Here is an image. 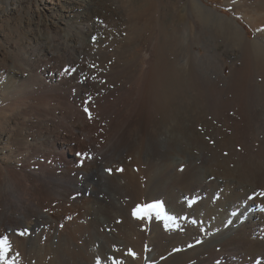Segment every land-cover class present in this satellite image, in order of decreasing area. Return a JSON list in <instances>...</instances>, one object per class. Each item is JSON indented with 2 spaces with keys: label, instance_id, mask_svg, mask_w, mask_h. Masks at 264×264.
I'll list each match as a JSON object with an SVG mask.
<instances>
[{
  "label": "bare ground",
  "instance_id": "1",
  "mask_svg": "<svg viewBox=\"0 0 264 264\" xmlns=\"http://www.w3.org/2000/svg\"><path fill=\"white\" fill-rule=\"evenodd\" d=\"M189 3L202 22L239 31L234 21L196 0ZM28 5L32 15L23 26L29 41L21 46L30 73L11 66L3 75L21 84L29 80L22 84L29 104L0 119V233L10 236L16 264H93L97 245L109 240L130 247L135 256L128 255L129 264H264V198L247 199L264 189V167L234 164L221 155L222 120L201 116V103L180 100L192 89L195 72L193 66L172 67L179 17L164 16L144 27L141 35L148 32L145 41L155 49L153 67L148 84L140 79L127 104L132 58L118 45L116 9L102 0H31ZM10 13H1L0 20ZM30 41L40 46L37 55ZM131 43L134 49L138 45ZM191 54L203 62L199 53ZM0 60L8 62L1 54ZM98 61L112 69L96 75L87 70ZM89 97L91 120L83 111ZM78 152L93 159L80 167ZM190 198L198 201L191 208L185 203ZM155 200L163 203L165 215L204 223L132 216L137 204ZM201 227L212 234H202ZM23 229L29 234L15 235ZM196 239L203 243L188 248ZM173 248L183 250L173 253Z\"/></svg>",
  "mask_w": 264,
  "mask_h": 264
},
{
  "label": "rangeland",
  "instance_id": "2",
  "mask_svg": "<svg viewBox=\"0 0 264 264\" xmlns=\"http://www.w3.org/2000/svg\"><path fill=\"white\" fill-rule=\"evenodd\" d=\"M30 1L0 0V15L6 10L11 12L7 19L0 20V54L8 59L5 64L0 62V67L6 66L0 68V96L3 94L5 97L4 103L0 105V119L2 121L7 120L8 118L5 119L7 116L12 118L15 112L23 108V104L24 107L29 104V100L22 94L25 87L23 85L27 84L29 80L22 82V84L24 83L22 85L9 79L5 80L3 73L8 69L7 67L11 66V69L17 72L30 73L28 70L30 61L27 63L26 55L23 54L25 49L21 46L22 41H29L23 23L32 15V10L28 5ZM196 1L214 13L234 21L239 31H235L226 24L211 20L208 23L202 22L195 16V13L190 12L189 0H102L103 3L116 9L117 14L114 23L121 21L119 33L121 42L118 45H125L128 48L127 58H132L130 59L132 63L129 64L132 76L126 83L131 92L129 94L131 97L129 95L124 96L123 102L132 103L135 98L132 96L134 90L140 85L139 80L144 79L143 84H148V71L153 67L152 54L155 49L148 40L145 41L148 32L145 37L141 35L144 27L157 19L168 18L171 15L177 16L180 22L175 32L174 45L176 47H173L174 52L171 56L172 67L177 70H185L193 66L195 72L191 76L192 89L188 91L189 93H183L180 100L183 103L191 101V103H201L205 108L199 111L201 116L207 119L215 117L217 120H222L221 135L218 138L220 140L219 147H217V151L219 150L221 155L231 158L230 160L234 164L239 162V164L246 166L264 167V31H256L257 29H264V0ZM30 42L31 44L33 42V45H30L32 54L37 55L40 46L36 45L34 41ZM131 42L138 43L135 49ZM112 49L113 47L108 48L111 54ZM115 49L118 50L117 47ZM191 51H195L203 57L201 64H198L197 59H192ZM92 65L95 67H91ZM108 69L111 70L112 68L98 61L91 64L87 70H93L92 72H95L96 75L106 72ZM197 73L199 77H195ZM78 77L75 75V84ZM80 82H78V86ZM155 92L158 94V89ZM117 220L120 223V219ZM111 230L115 231L114 228ZM111 230L108 229L106 232ZM102 244L97 245L95 257L91 256L93 264H96L97 257L100 258L101 264H111L109 257L112 256L120 261L123 260L121 264H129L128 249L130 247L124 246L125 244L116 242V240H109ZM112 246L115 247L116 253H114ZM133 257L130 255L131 259H134Z\"/></svg>",
  "mask_w": 264,
  "mask_h": 264
},
{
  "label": "snow or ice",
  "instance_id": "3",
  "mask_svg": "<svg viewBox=\"0 0 264 264\" xmlns=\"http://www.w3.org/2000/svg\"><path fill=\"white\" fill-rule=\"evenodd\" d=\"M256 31H264V29H257ZM91 40L95 43L98 38L96 36H92ZM91 67H95L94 65H92ZM64 71L67 72H76L78 71V69L76 68H65ZM84 103L86 105L89 106H85L83 111L84 114L87 116V118L89 120L92 119V113L90 111V103H91V98L89 97L87 100L84 101ZM77 156V163L78 166L83 167L85 161L91 160L93 159V157L91 155H88L84 152H78L76 153ZM183 170V169H181ZM104 171L106 173H108L109 175L112 174L113 169L111 168H105ZM115 171L119 172V171H123V169H116ZM77 195H80L79 193ZM219 197L217 196L216 199H218ZM259 198H264V189H260L258 191H253V193L251 195H249L247 197L248 200H254V199H259ZM198 201L196 199H187L185 201L186 206L191 208L193 207ZM239 209L234 210L232 212H230V215L232 217H236L238 215ZM132 216L136 219L139 220H145L148 219L150 217H154V218H158V219H162V220H166V221H170V222H174L177 219L180 220H190V222L193 225L199 224V225H203L204 221L202 220H197L196 218H190L186 215H181V216H172V215H165L164 214V205L161 201L159 200H155L151 203H145V204H137L133 210H132ZM229 223H231V221H229ZM165 227H167V225H165ZM201 233L202 234H209L211 235L212 233H208L206 229H204L203 227H201ZM29 234V229H23L20 231L15 232L16 236H26ZM203 243V241L201 239H196L194 241V243H189L187 245L188 248H192L195 245L201 244ZM183 249L181 248H173V253L175 252H179L182 251ZM113 251L115 252L116 249L115 247H113ZM13 253V244H12V240L10 238L9 235H4L3 233H0V264H16V257L12 255ZM129 255L135 256V253L131 251V249H129L128 252ZM18 255V254H17ZM161 259H163V257H161ZM109 260L111 261V264H121V261L118 260L115 256L109 257ZM96 264H101V260L99 257H97L96 259ZM217 264H219V262H217Z\"/></svg>",
  "mask_w": 264,
  "mask_h": 264
}]
</instances>
